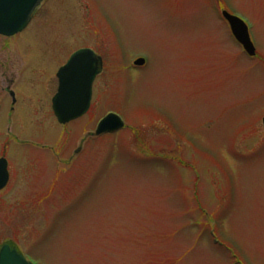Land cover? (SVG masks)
<instances>
[{"label": "rangeland", "instance_id": "obj_1", "mask_svg": "<svg viewBox=\"0 0 264 264\" xmlns=\"http://www.w3.org/2000/svg\"><path fill=\"white\" fill-rule=\"evenodd\" d=\"M39 7L0 49L34 47L25 61L49 70L39 78L49 99L74 51L91 50L102 68L84 117L62 126L43 108L26 130L13 121L65 161L12 144L0 247L33 264H264V0ZM222 12L246 22L256 58ZM138 58L145 66H133ZM109 113L126 128L89 138ZM6 125L3 115V134Z\"/></svg>", "mask_w": 264, "mask_h": 264}, {"label": "water", "instance_id": "obj_2", "mask_svg": "<svg viewBox=\"0 0 264 264\" xmlns=\"http://www.w3.org/2000/svg\"><path fill=\"white\" fill-rule=\"evenodd\" d=\"M42 0H0V35L13 36L25 29L35 9ZM229 23L236 41L249 57L255 55L246 26L239 19L223 13ZM135 66H142L138 60ZM102 67L101 59L89 50L75 53L67 65L58 73V93L52 100V108L60 124H66L82 117L90 107L92 84ZM264 126V119H263ZM124 127L123 122L114 114L104 117L98 124L93 136L113 133ZM4 161V160H0ZM0 190L7 183L5 162L3 164ZM0 264H30L15 249L4 245L0 249Z\"/></svg>", "mask_w": 264, "mask_h": 264}, {"label": "flooded vegetation", "instance_id": "obj_3", "mask_svg": "<svg viewBox=\"0 0 264 264\" xmlns=\"http://www.w3.org/2000/svg\"><path fill=\"white\" fill-rule=\"evenodd\" d=\"M39 9H41V7L36 10L31 19V22L38 13ZM24 32L25 31H23L22 33ZM22 33L11 38L0 36V40L7 41L17 36L19 37ZM33 48L34 47L32 46L14 47L15 51L12 52L11 46L4 45V47L0 49V117L4 115L7 124L5 134H3V131L0 129V141H4L0 149V158H5L7 160L9 181L15 174L12 171L7 158V153L10 150L12 144L17 147H34L40 152L48 153L56 160L65 161V159L61 158V156L63 155L62 153H60V151H54L49 148L48 142L39 140L36 137L27 136L26 134H23V132H20V130L19 132H13L12 130V126H16V124L13 123L15 118L18 120L17 122L20 129L26 130L28 123H31L30 118L32 116L40 114V112H43V110H46V108L49 112H52L51 99H49V89L47 87V82H44L43 79H39L40 75L43 76L44 79L46 77H49V70L46 68V66L41 68L39 65L34 66L32 65V62L28 63L27 61H25L30 56L29 53L35 52V50H32ZM39 49L40 53H43L42 48ZM78 50L74 51L73 53L77 52ZM254 58H256V56ZM19 61L22 63L21 65H19ZM61 67L57 69L55 78L58 70ZM57 87L58 81L56 79V87L53 96L57 92ZM39 97L46 99V106L44 105L42 107L43 102ZM33 127L36 128V125H33ZM62 151L63 154H65L64 149ZM76 151L74 150L72 152L73 155H75ZM71 160L72 159L70 156L67 161ZM25 161L27 162L31 160L25 159ZM28 164H32V161ZM18 173H20V171L17 172V174Z\"/></svg>", "mask_w": 264, "mask_h": 264}]
</instances>
